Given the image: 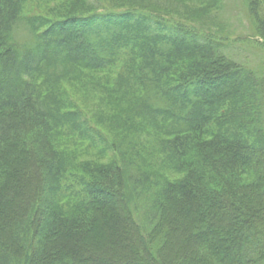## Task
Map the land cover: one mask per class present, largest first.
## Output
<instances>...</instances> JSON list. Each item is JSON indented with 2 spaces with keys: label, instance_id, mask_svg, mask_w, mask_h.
<instances>
[{
  "label": "trees",
  "instance_id": "1",
  "mask_svg": "<svg viewBox=\"0 0 264 264\" xmlns=\"http://www.w3.org/2000/svg\"><path fill=\"white\" fill-rule=\"evenodd\" d=\"M228 1L61 0L24 14L0 0V264H264V66L229 53L264 46V0H239L241 17L223 14ZM92 71L115 94L139 92L105 177L68 171L52 140L110 148L67 92Z\"/></svg>",
  "mask_w": 264,
  "mask_h": 264
},
{
  "label": "rangeland",
  "instance_id": "2",
  "mask_svg": "<svg viewBox=\"0 0 264 264\" xmlns=\"http://www.w3.org/2000/svg\"><path fill=\"white\" fill-rule=\"evenodd\" d=\"M60 1L61 0H22V12L24 14H47L51 11L52 6H54V4H58ZM99 1H101V5H103L105 8H117V0ZM191 1H195L194 4L200 5L208 0ZM238 1L239 0H233L232 2L228 1L226 4H224V7L222 6L223 8L221 10L223 14L227 17L229 15H234L236 17L238 13L237 16L241 17L239 13L241 12L242 8L237 3ZM235 7H237L236 10L234 9ZM243 17L244 18L242 20L237 19L232 22V25H237L234 29L235 33L230 37V39L233 38L235 40L234 43L239 42V39L241 41H244L245 35L243 33L249 32L247 31L248 29H246L249 28V25L245 18V14L243 15ZM20 29L21 31H23L21 27ZM250 46H254V55H251V52L248 53L246 51H242V53H240L236 50L235 52L229 53H234L233 56L238 55V58L236 57V59L243 63V67L259 68L261 65L264 66V46L261 44V42L257 41H254V44L252 43ZM238 53H240L242 56H240ZM102 72L103 71L90 72L86 81L68 85L67 92L70 95L72 102L78 107V109L84 115V118L87 120L88 123L86 122V127L94 128L95 130H100L101 132H103L110 142V148L104 151L98 146L92 145L90 141L69 135L66 131H64L63 133H54L52 140L54 141V145H56V147H58L60 150H63L68 156V160L67 162H65L71 167L68 171L77 170L79 172H83L88 176V173L95 172L100 177H105L100 173V171H106L107 169H109V166L115 161V159L117 160V145L119 140L127 139L130 136L129 129L133 128L134 126H136V123H138L134 118L136 116L132 113L130 114L128 109L132 106L133 103H136L135 100L137 101L138 98V96L136 95L139 92L128 90L124 93H117L118 95L111 92L110 87H112V80L108 77L107 74ZM98 81V86H107V90L105 93L98 91L95 85H93L94 82ZM132 96L134 97L133 99H131ZM109 120H118L120 123H122V126L117 125L114 127H110L108 125ZM257 128L260 127L255 124L254 131L253 129H251V131L245 130L244 132L245 135L254 142L259 136V131L257 132ZM95 134L97 135V133ZM145 136L150 146H152L156 151V154L160 155L161 149L159 144L157 143L158 134H155L154 136ZM155 143H157L158 145H155ZM61 203L65 210L73 208V204L64 199Z\"/></svg>",
  "mask_w": 264,
  "mask_h": 264
}]
</instances>
